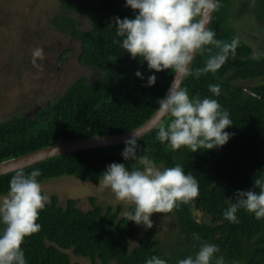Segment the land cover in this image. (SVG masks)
<instances>
[{
	"label": "trees",
	"instance_id": "obj_1",
	"mask_svg": "<svg viewBox=\"0 0 264 264\" xmlns=\"http://www.w3.org/2000/svg\"><path fill=\"white\" fill-rule=\"evenodd\" d=\"M62 12L55 15L52 26L61 34L81 44L79 63L98 74L96 81L80 78L55 101L41 103L33 115L16 116L0 123V163L38 150L78 139L131 132L147 123L158 111L174 78L172 70L155 73L154 86L146 87L135 73L151 75L147 62L132 59L115 40L113 18H133L125 0H59ZM264 6L260 7L263 8ZM234 0H219L211 29L216 38L231 42L238 38L235 55L215 73L195 78L209 55L198 54L182 88L190 97L217 99L228 110L233 125L226 131L233 135L222 147L191 152L182 147L172 151L155 137L161 125L138 140V154L147 155L157 166H183L186 174L199 183V195L191 202L173 209L185 246L176 255L162 249L159 226L152 228L128 221L123 206L104 209L90 198L91 210L79 208L78 200L69 199L61 206L53 197L39 213L40 230L27 237L22 245L28 264H73L72 256L92 264H145L157 255L177 264L193 255L202 242L215 244L226 264H264V219L257 220L244 210L237 213L238 223L223 218L233 194L251 188L252 180L264 176V55L255 57L254 49L239 38L231 24ZM84 16L90 27L78 19ZM260 17L262 16L259 13ZM263 18V17H262ZM219 84L221 94L212 96L208 86ZM124 145L75 152L52 158L23 170L26 174L39 169L42 184L62 177H72L85 184L99 185L102 172L113 163H125L129 170L142 168L138 160H123ZM16 173V172H15ZM0 177V195L8 191L15 174ZM134 206H131L130 210ZM200 214L211 216L207 224ZM138 242L137 245L133 243ZM71 253V254H70Z\"/></svg>",
	"mask_w": 264,
	"mask_h": 264
},
{
	"label": "clouds",
	"instance_id": "obj_2",
	"mask_svg": "<svg viewBox=\"0 0 264 264\" xmlns=\"http://www.w3.org/2000/svg\"><path fill=\"white\" fill-rule=\"evenodd\" d=\"M219 0H125V7L133 10V18H113L116 36L114 42L130 54L132 59L147 62L151 75L145 77L139 70L135 75L146 79V87L155 85L159 73L172 70L175 74L167 95L159 100L158 111L170 117L166 125L159 127L156 139L172 151L182 147L197 152L224 146L232 133L225 129L233 125L228 110L222 108L217 99L190 97L188 90L177 85L176 77L193 75L191 64L197 54L211 53L203 68L194 75L215 73L235 55L238 38L231 42L216 38L203 19L205 12L211 14L218 8ZM233 19V18H232ZM34 58H43V49H36ZM35 62V59H34ZM212 96L221 94L217 84L208 86ZM140 145L136 137L125 141L121 153L124 162L138 160L143 166L129 170L125 163L113 162L102 172L99 183L110 189L117 201L134 207L126 211L128 221L145 228H152L154 213H169L179 204H187L199 195L197 179L186 174L183 166H157L147 155L138 154ZM39 169L30 173L18 170L9 180L8 191L0 195V264H28L22 245L25 239L37 233L41 225L37 222L50 197L37 179ZM252 187L237 190L223 218L238 223L237 213L241 209L251 213L259 221L264 219V176L254 178ZM145 264H168V261L153 255ZM177 264H226L217 245L202 242L198 251Z\"/></svg>",
	"mask_w": 264,
	"mask_h": 264
},
{
	"label": "rangeland",
	"instance_id": "obj_3",
	"mask_svg": "<svg viewBox=\"0 0 264 264\" xmlns=\"http://www.w3.org/2000/svg\"><path fill=\"white\" fill-rule=\"evenodd\" d=\"M262 6L264 0H234L231 20L239 38L254 49L255 57L264 55ZM61 12L59 0H0V123L16 116L34 115L41 103L55 101L80 78L97 80L96 71L79 63L81 44L52 26L53 18ZM78 19L85 28L90 27L87 18L80 15ZM38 48L43 49L42 59L33 56ZM41 185L50 202L58 197L61 206L74 199L78 200L79 208L89 211L92 208L90 198H95L104 209L109 206L117 209L121 204L123 215L133 206L117 201L113 192L101 184H85L72 177ZM173 212L154 213L151 219L159 226L158 240L162 242V249L176 255L184 248L185 238ZM199 218L207 224L212 222L207 214H200ZM71 256L73 264H92Z\"/></svg>",
	"mask_w": 264,
	"mask_h": 264
},
{
	"label": "water",
	"instance_id": "obj_4",
	"mask_svg": "<svg viewBox=\"0 0 264 264\" xmlns=\"http://www.w3.org/2000/svg\"><path fill=\"white\" fill-rule=\"evenodd\" d=\"M216 10L211 14V16H209L207 12H205L204 14L203 19L208 23L209 27H211L213 23ZM197 56L198 54L194 57L193 62L191 64V68ZM186 78L187 76L184 77L177 76L176 77L177 85L179 87H182ZM173 80L170 86L172 85ZM166 117L167 116H164L159 111H157L156 114L147 123H145L140 128L133 130L131 132L73 140V141L53 145L33 153L23 155L21 157H17L14 159L1 162L0 177L15 173L18 170H25L31 168L45 161H48L52 158L60 157L63 155H68L80 151L124 145L125 141L131 137H136L137 140L142 139L151 132H153L154 130H156Z\"/></svg>",
	"mask_w": 264,
	"mask_h": 264
}]
</instances>
